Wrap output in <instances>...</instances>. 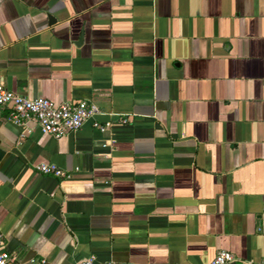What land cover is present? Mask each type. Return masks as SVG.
I'll return each instance as SVG.
<instances>
[{
    "label": "crops",
    "instance_id": "obj_1",
    "mask_svg": "<svg viewBox=\"0 0 264 264\" xmlns=\"http://www.w3.org/2000/svg\"><path fill=\"white\" fill-rule=\"evenodd\" d=\"M0 83L111 123L54 139L0 107L10 264H264V0H0Z\"/></svg>",
    "mask_w": 264,
    "mask_h": 264
},
{
    "label": "built area",
    "instance_id": "obj_2",
    "mask_svg": "<svg viewBox=\"0 0 264 264\" xmlns=\"http://www.w3.org/2000/svg\"><path fill=\"white\" fill-rule=\"evenodd\" d=\"M0 107L7 110L6 120L17 125L25 126L32 122L40 133L58 139L79 130L84 123L90 121V127L99 133L106 132L111 123H99L95 118L99 114L98 107L84 101H70L54 104L46 99H27L5 89L0 83ZM121 119L119 123H125ZM34 171L43 175L57 178H68L64 171L52 164L39 163L34 165ZM29 260V264H33ZM42 262V261H41ZM0 264H10V256L5 250L4 241L0 234ZM79 264H114L111 261L96 262L90 255ZM210 264H255L250 261L239 262L227 251H218Z\"/></svg>",
    "mask_w": 264,
    "mask_h": 264
},
{
    "label": "water",
    "instance_id": "obj_3",
    "mask_svg": "<svg viewBox=\"0 0 264 264\" xmlns=\"http://www.w3.org/2000/svg\"><path fill=\"white\" fill-rule=\"evenodd\" d=\"M47 19H48V23L49 24L54 22V20L52 18H50V17H48ZM81 41H82V36H79L77 41L75 42V45H79L81 43Z\"/></svg>",
    "mask_w": 264,
    "mask_h": 264
}]
</instances>
